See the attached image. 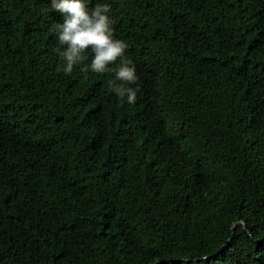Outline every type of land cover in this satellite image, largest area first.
Returning <instances> with one entry per match:
<instances>
[{
	"label": "trees",
	"instance_id": "trees-1",
	"mask_svg": "<svg viewBox=\"0 0 264 264\" xmlns=\"http://www.w3.org/2000/svg\"><path fill=\"white\" fill-rule=\"evenodd\" d=\"M86 2L135 103L119 58L65 74L51 0H0V264H264V0Z\"/></svg>",
	"mask_w": 264,
	"mask_h": 264
},
{
	"label": "clouds",
	"instance_id": "clouds-1",
	"mask_svg": "<svg viewBox=\"0 0 264 264\" xmlns=\"http://www.w3.org/2000/svg\"><path fill=\"white\" fill-rule=\"evenodd\" d=\"M52 7L64 17L62 24L55 27L59 32V43L66 45L60 52L66 62L63 71L71 74L75 65L83 62L85 50L91 48L94 57L90 66L82 68L87 72L88 67L95 73H104L109 64L119 58L121 64L116 70L115 80L109 82V87L120 98L127 97L129 104L135 103L137 89L125 87L116 81L134 83L137 79L135 66L123 60L127 44L114 38L112 24L108 13L110 5L97 4L89 8L86 0H51ZM59 51V49H57Z\"/></svg>",
	"mask_w": 264,
	"mask_h": 264
}]
</instances>
